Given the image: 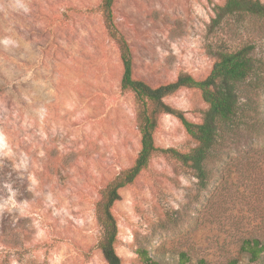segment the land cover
<instances>
[{
  "label": "rangeland",
  "instance_id": "rangeland-1",
  "mask_svg": "<svg viewBox=\"0 0 264 264\" xmlns=\"http://www.w3.org/2000/svg\"><path fill=\"white\" fill-rule=\"evenodd\" d=\"M224 2L114 0L112 19L134 77L152 86L179 74L202 79L219 51L252 46L261 77L242 88L252 99L247 110L263 117L264 16L223 14ZM100 4L0 0V264H106L95 202L132 165L140 135ZM163 100L192 122L207 109L193 88ZM153 138L162 149L196 145L173 114L158 116ZM238 141L209 164L204 188L170 153L152 155L112 206L121 264H143L142 251L161 264H248L241 243L259 232L264 198L252 173L254 162L264 166V139Z\"/></svg>",
  "mask_w": 264,
  "mask_h": 264
},
{
  "label": "trees",
  "instance_id": "trees-1",
  "mask_svg": "<svg viewBox=\"0 0 264 264\" xmlns=\"http://www.w3.org/2000/svg\"><path fill=\"white\" fill-rule=\"evenodd\" d=\"M114 0H101L100 9L108 35L119 48L122 63L120 88L132 92L137 105L135 113L136 127L140 135L139 150L129 167L107 182L101 190L100 198L95 202V216L99 226L96 247L106 264H121L115 250L117 222L112 212L115 201L120 199V189L133 183L137 175L146 167L157 151L170 153L182 165L188 167L197 179L200 187H206L213 170L209 164L228 155V144L238 145V138L264 139V116L256 117L257 110H247L252 99L243 90L242 85L257 83L261 71L253 75L254 63L251 57L252 46L245 45L233 51H219L209 73L202 79L189 74H179L174 81L152 86L133 75L130 47L119 33L112 19ZM223 14L236 11L264 16V2L261 0H225L219 7ZM181 87L197 89L207 104L199 122L188 120L180 111L164 102V97ZM253 112L254 114H251ZM162 113L175 115L186 133L195 140L196 145L187 152L173 148L162 149L155 145L153 134L157 128L158 116ZM232 149L229 147L228 149ZM257 178L254 185L257 196L264 198V166L254 162L253 173ZM258 233L242 239L241 250L248 254V264H262L264 256V205L258 210ZM143 264H161L142 251ZM187 257L181 254L180 261ZM198 264H209L200 259ZM233 264H235L233 262Z\"/></svg>",
  "mask_w": 264,
  "mask_h": 264
}]
</instances>
